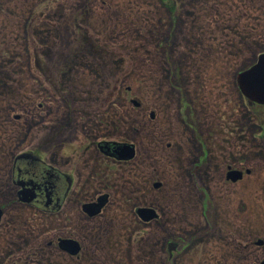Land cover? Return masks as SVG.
I'll list each match as a JSON object with an SVG mask.
<instances>
[{
	"label": "rangeland",
	"instance_id": "obj_1",
	"mask_svg": "<svg viewBox=\"0 0 264 264\" xmlns=\"http://www.w3.org/2000/svg\"><path fill=\"white\" fill-rule=\"evenodd\" d=\"M166 8L159 0H0V207L11 224L0 227V264H76L46 248L62 222L53 227L47 216L9 204L12 160L49 145L41 154L48 162L74 169L103 138L133 143L136 157L129 171L122 166L112 203L92 226L74 216L85 264H170L161 249L172 234L218 238L201 217L213 204L227 215L243 209L239 263L264 259V107L249 108L236 85L264 52V0H169ZM204 157L219 171L206 173L210 184L190 171ZM237 160L249 174L227 186L225 168ZM154 182L162 188L153 190ZM138 185L147 191L140 195ZM131 206L154 207L163 226L131 235ZM223 217L227 234L238 229ZM258 239L263 246L249 244Z\"/></svg>",
	"mask_w": 264,
	"mask_h": 264
},
{
	"label": "flooded vegetation",
	"instance_id": "obj_2",
	"mask_svg": "<svg viewBox=\"0 0 264 264\" xmlns=\"http://www.w3.org/2000/svg\"><path fill=\"white\" fill-rule=\"evenodd\" d=\"M160 3L165 5L162 0H159ZM168 9V8H166ZM133 101V100H131ZM138 104V103H137ZM140 104L135 106V108H140ZM254 107H257L256 105ZM264 107V106H259ZM41 108V105H39ZM19 117L16 116L14 119H18ZM153 119V116L151 117ZM127 144L132 145L134 147V157L129 160H120L117 159V155L114 152V148L118 145ZM86 146V147H85ZM169 146V144L167 145ZM89 149L87 145L79 146L80 149L87 148L80 156H78L79 161L76 163L74 169L63 170L59 169L58 167H54L51 162L46 160L41 154L50 151V146H47V149L40 150L39 152L33 150L22 151L16 154L12 160V167H11V175H10V182L12 185V196L13 199L9 202L12 205L13 201L15 200V204L17 206H24L28 209H32L36 211V215L40 214L43 216H47V221L54 225L53 227L58 226L60 222H62L61 231L55 237V239L46 242V248L48 253L52 251H56L58 255L61 256L64 261H68V263H76V264H85L86 262L84 259L80 257L81 253L84 250L85 240H81V238L76 235L75 230L77 229V222L75 220L78 213L82 215L84 218H81L80 222L87 223L89 226L94 224L103 212L108 208V205L112 203L113 200V192L116 190L117 187V177L121 175L119 173L124 167H127L128 171L130 170V163L136 157V146L133 143L128 142H119L116 140H110L107 138H103L98 143L94 145H89ZM78 148V147H77ZM78 150V149H77ZM76 150V151H77ZM91 150V154L89 153ZM209 154V152H207ZM76 154H79L78 151ZM26 156L25 159L20 160L17 162V158L19 156ZM205 160H199L195 162L191 171L192 178L197 177V183H213L211 178L206 177V173L213 172L214 175L218 177V169L215 170L213 166V162L209 161L207 157H204ZM238 160L236 161V165H227L222 177L224 180L225 185L236 186L239 184L240 181L243 180L245 175L249 174V171H243V169H239V165L237 164ZM16 164H18L16 166ZM204 164V165H203ZM212 165V166H211ZM124 166V167H122ZM119 167V168H118ZM210 167H214L212 170ZM118 168V169H116ZM204 169V170H203ZM116 170V172H115ZM230 171H241L242 172V179L236 182H232L230 179H227V174ZM248 172V173H247ZM190 173V172H189ZM190 173V174H191ZM213 175V176H214ZM210 177V176H209ZM130 175L126 179L129 183ZM220 178V177H219ZM31 180L36 183H43L44 184V191L43 195L45 197V201L42 200H35V203H25L20 200V193L23 190L22 183H31ZM146 180L145 177H142L140 180L144 183ZM131 182V181H130ZM159 184L158 187L155 185ZM227 185V186H228ZM130 187V186H129ZM162 188V184L160 182L152 183V189L158 191ZM227 188V187H226ZM137 189L139 190V194H143L146 188H143L142 185H138ZM121 194L123 199L125 194H128L125 187L120 188ZM207 193V192H206ZM204 194L203 198H206L210 195ZM131 197L130 194L126 197L128 200ZM132 200V199H131ZM57 202V203H56ZM101 204L100 209L96 213V209L91 208V210L87 209L86 206L88 205H99ZM132 203V202H131ZM221 203V202H218ZM215 205L211 207V209L202 208L201 210V217L205 218L207 222L212 223L213 230L219 232L218 238L214 237V241H198L193 238H189L185 240L184 238L174 237L175 234H172L171 237L164 243L162 246L165 247L164 253L169 255L167 263L170 264H240L239 263V249L243 251L244 246L242 242H239V212L242 214L243 209L238 207L236 214L229 213L228 215L219 211V209H214ZM131 214H132V224L136 225L137 228L133 229V232H140L146 231L148 225L154 222H160L163 226V219L164 216L161 212L154 209V207L150 206H131L129 207ZM140 209H150L153 211L154 217L149 221H144L137 210ZM5 208L0 207V227H2L3 231L6 228H9L11 224H4V212ZM217 211V213H216ZM92 212V213H91ZM94 212V213H93ZM212 213V214H211ZM210 215V216H209ZM217 215L219 217H217ZM61 216V217H60ZM75 216V220H74ZM130 215L127 214L125 217L126 222H131V220L127 217ZM209 216V217H208ZM226 219L230 224L232 221L235 223V227L237 226V230H231L233 233L227 234V229L220 224V217ZM50 218V219H49ZM202 218L198 220L199 224H202ZM58 220L60 222H58ZM232 222V224H233ZM92 226V225H91ZM95 228V227H94ZM92 227V234H96L98 232V228L94 229ZM135 230V231H134ZM211 231L210 227L203 228L201 232V236L205 234H209ZM87 232V231H86ZM76 233V234H75ZM225 233V234H224ZM125 234L128 236V228H125ZM223 234V235H222ZM83 236L85 234L82 233ZM178 236V235H176ZM234 237L233 240L226 241L225 245H223V237ZM132 237V236H130ZM129 237V238H130ZM174 237V238H173ZM172 238V239H171ZM203 238V237H202ZM131 239V238H130ZM66 241L70 242V248L67 247L65 250L59 247V242ZM258 241H262L261 245H257ZM252 247H261L263 246V240L258 239L249 242ZM254 244V245H253ZM240 245V247H239ZM245 249H248L247 246ZM226 252L223 255V252ZM231 251V252H227ZM45 253L46 251L43 250ZM18 253L13 252V258L18 257ZM179 256V257H178ZM128 257V256H125ZM242 256H240L241 258ZM21 258V257H19ZM123 258L122 254L120 253V259ZM18 259V258H17ZM89 259V258H88ZM243 259V257H242ZM124 259L120 260L123 262ZM264 260V259H263ZM262 260V261H263ZM19 261V259H18ZM261 261V262H262ZM116 261H113V263ZM260 262V263H261ZM259 263V264H260ZM7 264V262H6ZM15 264V263H14ZM118 264V263H116ZM127 264H131V262L127 261ZM145 264H148L147 262Z\"/></svg>",
	"mask_w": 264,
	"mask_h": 264
},
{
	"label": "water",
	"instance_id": "obj_3",
	"mask_svg": "<svg viewBox=\"0 0 264 264\" xmlns=\"http://www.w3.org/2000/svg\"><path fill=\"white\" fill-rule=\"evenodd\" d=\"M236 85L245 99L246 104L249 108L253 106H264V52L260 53L257 57L255 62L248 67L247 69L239 72L236 75ZM134 106H138L136 101H131ZM153 115H151L152 117ZM114 152L117 155V159L120 160H129L134 157V147L132 145L122 144L118 145L114 148ZM26 156H19L17 158V162L20 160L25 159ZM18 164H16L17 166ZM248 173V172H247ZM242 172L241 171H230L227 174V179H230L232 182H236L242 179ZM23 190L20 193V200L25 203H35V200H42L45 201V197L43 195L44 191V184L43 183H34L31 180V183H22ZM159 184L156 183L155 187H158ZM57 203V202H56ZM102 204V203H101ZM99 205H88L86 206L87 209L91 210V208L96 209V213L101 207ZM92 213V212H91ZM94 213V212H93ZM137 213L144 221H149L154 217L153 211L150 209H140L137 210ZM1 215V212H0ZM70 242L61 241L59 242V247L62 249H66L67 247L70 248ZM257 245H261L262 241H258ZM264 264V260L260 263Z\"/></svg>",
	"mask_w": 264,
	"mask_h": 264
},
{
	"label": "trees",
	"instance_id": "obj_4",
	"mask_svg": "<svg viewBox=\"0 0 264 264\" xmlns=\"http://www.w3.org/2000/svg\"><path fill=\"white\" fill-rule=\"evenodd\" d=\"M162 2H164L165 3V5L167 6V8H168V4H169V0H162ZM173 9V7H171V10Z\"/></svg>",
	"mask_w": 264,
	"mask_h": 264
}]
</instances>
